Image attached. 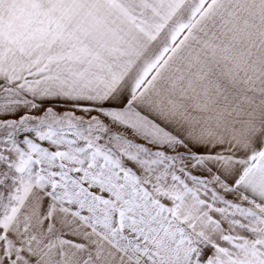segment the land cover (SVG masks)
Instances as JSON below:
<instances>
[{
	"label": "snow or ice",
	"instance_id": "snow-or-ice-1",
	"mask_svg": "<svg viewBox=\"0 0 264 264\" xmlns=\"http://www.w3.org/2000/svg\"><path fill=\"white\" fill-rule=\"evenodd\" d=\"M0 264H264V0H0Z\"/></svg>",
	"mask_w": 264,
	"mask_h": 264
}]
</instances>
